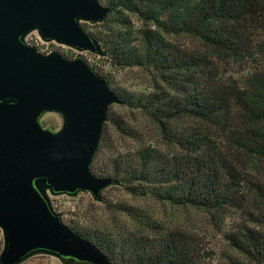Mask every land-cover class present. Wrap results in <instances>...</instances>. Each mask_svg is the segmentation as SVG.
I'll return each instance as SVG.
<instances>
[{"label":"trees","instance_id":"16d2710c","mask_svg":"<svg viewBox=\"0 0 264 264\" xmlns=\"http://www.w3.org/2000/svg\"><path fill=\"white\" fill-rule=\"evenodd\" d=\"M105 1L110 13L95 35L104 56L112 67L140 68L151 77L147 93L109 88L119 105L144 116L156 141L133 150L114 148L104 166H97L111 129L123 139L140 137L131 118L108 110L90 172L112 179L131 196L201 213L220 233L241 194L231 156L264 161V75L254 74L240 86L222 81L218 65L264 53V0ZM129 15L140 22L135 32ZM176 37L197 47L177 45ZM254 193L264 207V186ZM114 210L115 231L69 228L111 264H200L198 234L164 227L141 208L123 204ZM119 216L132 219V226ZM224 239L237 256L229 264H264V234L245 227Z\"/></svg>","mask_w":264,"mask_h":264},{"label":"water","instance_id":"95a60500","mask_svg":"<svg viewBox=\"0 0 264 264\" xmlns=\"http://www.w3.org/2000/svg\"><path fill=\"white\" fill-rule=\"evenodd\" d=\"M109 13L98 0H0V264H18L34 252L111 264L51 212L44 190L88 192L99 200L114 185L94 176L90 165L108 109L121 101L81 58L41 55L23 42L37 29L45 41L104 56L79 21L99 24ZM46 112L62 115L59 132L40 125Z\"/></svg>","mask_w":264,"mask_h":264},{"label":"rangeland","instance_id":"374dc122","mask_svg":"<svg viewBox=\"0 0 264 264\" xmlns=\"http://www.w3.org/2000/svg\"><path fill=\"white\" fill-rule=\"evenodd\" d=\"M100 5L107 7L105 0H98ZM135 32L140 27V22L134 15H129ZM83 30L95 39L100 31L97 24L79 21ZM177 45H182L190 50L194 49L196 42L186 37L172 38ZM23 42L36 49L41 55L58 53L66 60L81 58L85 64L98 76L105 78L109 87L121 92L136 93L150 91L151 77L149 73L140 68H116L109 64L106 56L93 54L86 51H77L55 40L45 41L41 38L37 29L30 31ZM218 75L224 82H235L243 86L247 79L254 74L264 75V53L256 50L253 58L242 61H228L219 63ZM109 112L121 117L131 118V127L139 134V140L123 139L113 129L109 132V142L105 151L99 156L97 166H104L109 154L114 148L120 150H133L139 144H155L156 138L147 120L139 112L130 110L121 105H112ZM43 129L53 133L59 132L64 124L63 117L58 112H46L39 118ZM227 146V144H226ZM236 170L241 178V194L230 213L224 220L221 232H216L209 224L205 215L194 211L184 212L180 209L161 204L149 197L131 196L123 187L112 185L100 193L99 200H95L88 192L75 194H53L49 189L44 190L51 212L58 216L60 221L69 227H79L91 231L104 232L115 231L113 223L116 221L117 212L114 206L128 205L141 208L149 216L156 218L164 227L184 226L191 234H198L201 240V252L203 258L200 264H229V259L237 257L230 249L224 234L236 232L245 227L264 234V207L255 197L254 189L257 185L264 186V161L248 157L241 153L231 156ZM118 219V218H117ZM120 222L128 227L132 225V219L119 216ZM115 221V222H114ZM117 223V222H116ZM0 256L4 249V236L0 228ZM18 264H74L71 260H62L48 252H34L24 258Z\"/></svg>","mask_w":264,"mask_h":264},{"label":"built area","instance_id":"2783aa9c","mask_svg":"<svg viewBox=\"0 0 264 264\" xmlns=\"http://www.w3.org/2000/svg\"><path fill=\"white\" fill-rule=\"evenodd\" d=\"M0 242H2V239L0 238Z\"/></svg>","mask_w":264,"mask_h":264}]
</instances>
